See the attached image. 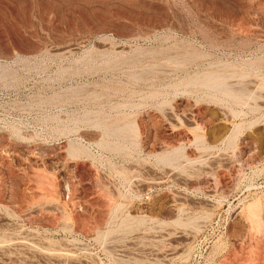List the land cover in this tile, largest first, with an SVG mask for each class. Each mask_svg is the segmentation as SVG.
<instances>
[{"label": "rangeland", "instance_id": "rangeland-1", "mask_svg": "<svg viewBox=\"0 0 264 264\" xmlns=\"http://www.w3.org/2000/svg\"><path fill=\"white\" fill-rule=\"evenodd\" d=\"M0 264H264V0H0Z\"/></svg>", "mask_w": 264, "mask_h": 264}, {"label": "bare ground", "instance_id": "bare-ground-1", "mask_svg": "<svg viewBox=\"0 0 264 264\" xmlns=\"http://www.w3.org/2000/svg\"><path fill=\"white\" fill-rule=\"evenodd\" d=\"M223 88V87H222Z\"/></svg>", "mask_w": 264, "mask_h": 264}]
</instances>
